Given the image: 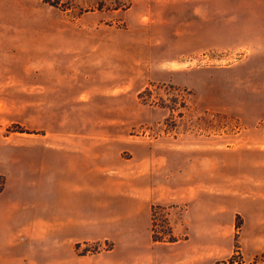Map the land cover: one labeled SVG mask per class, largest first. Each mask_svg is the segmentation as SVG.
I'll return each mask as SVG.
<instances>
[{"label":"rangeland","instance_id":"obj_1","mask_svg":"<svg viewBox=\"0 0 264 264\" xmlns=\"http://www.w3.org/2000/svg\"><path fill=\"white\" fill-rule=\"evenodd\" d=\"M0 175L33 264H264V0H0Z\"/></svg>","mask_w":264,"mask_h":264},{"label":"crops","instance_id":"obj_2","mask_svg":"<svg viewBox=\"0 0 264 264\" xmlns=\"http://www.w3.org/2000/svg\"><path fill=\"white\" fill-rule=\"evenodd\" d=\"M6 190L0 193V264H23L24 256H31L30 263H35L37 250L33 249H8L7 241L10 237H18L19 234L14 232V234L8 233L6 231L7 219H24L23 207L21 203L17 200V196H6ZM29 261V260H28Z\"/></svg>","mask_w":264,"mask_h":264},{"label":"trees","instance_id":"obj_3","mask_svg":"<svg viewBox=\"0 0 264 264\" xmlns=\"http://www.w3.org/2000/svg\"><path fill=\"white\" fill-rule=\"evenodd\" d=\"M5 178L2 177V175H0V192L3 190V188L5 187Z\"/></svg>","mask_w":264,"mask_h":264}]
</instances>
